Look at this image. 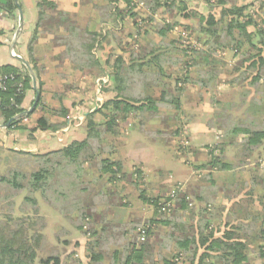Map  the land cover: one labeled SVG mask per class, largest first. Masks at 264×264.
Wrapping results in <instances>:
<instances>
[{
	"label": "trees",
	"instance_id": "obj_1",
	"mask_svg": "<svg viewBox=\"0 0 264 264\" xmlns=\"http://www.w3.org/2000/svg\"><path fill=\"white\" fill-rule=\"evenodd\" d=\"M96 1L98 2L94 3L99 16L98 21L90 20L88 26L82 28L71 20L70 26L66 28L69 36L65 43L61 44H63L65 57L76 69L96 68L102 75H106L107 73L103 68L106 65L109 71L107 74L109 75V82L103 83L102 81V92H112L115 97L106 100L99 109L86 116L83 123L86 138L83 140H75L57 150L46 153L6 149L9 157L0 158V163L5 160V163L12 165L8 166L4 174H0V264H35L38 252L47 242L43 232L46 221L41 215L40 200L58 211L71 227L85 235L84 229H86L87 220L96 219L95 213L100 209V206L106 201H110L111 198L116 199L115 193L106 187V183L122 181L128 176L127 172L124 171V164L119 159L114 158L120 149L116 140L120 134L119 123L121 121L126 122L131 117V121L135 122L139 118L138 116L143 113L156 112L158 114L162 108L167 110L158 105V101L152 97L154 95L149 93L148 89H152V86L155 85L163 87L165 80L171 79L167 74L170 71L169 68L183 62L178 53H171L168 49L174 48L176 51L183 52L188 50V47L176 41H172L170 44L160 41L156 42L157 44L152 43L154 49L146 52L143 57L133 54L126 61L122 56L117 55L114 58L106 59L102 64L101 59L97 57L94 51L98 46L102 47L103 43L112 40V36L120 28V23L122 25L125 23L124 18L127 14L116 8L113 0ZM141 1L145 3L143 5L148 10L151 22L154 21V16L158 10L169 9L180 10V12L186 10L185 2L180 0ZM257 1L261 2L259 10L263 12L264 0ZM126 2L131 6L130 11H128L129 15L134 17L132 7L135 5L131 3V0H126ZM206 4H210V0H206ZM19 7L18 0H0V11H5L10 17H16ZM219 8V18H216L214 14H209L206 18L197 13L194 14L200 22V29H195L198 34V41L204 45L205 50L208 49L213 52L217 48H228L235 51L236 55L240 53L245 56V52L242 50L246 48L256 49L257 54L251 57L252 63L248 70L256 71L255 76L251 78V84L257 87L263 77L262 73H264V29L259 27L252 15L246 13L247 6L228 7L226 2L220 1ZM37 9L39 22L45 18L48 11L57 12L56 1L38 0ZM58 13L60 14V12ZM61 14L66 21L72 19L68 13ZM189 16L186 14L184 18ZM107 24L112 26V29H109L107 33L102 34L95 28L96 25L103 27ZM141 25L143 24L141 23ZM250 28H253V31H250ZM168 30L171 28L169 27ZM136 33L137 36L141 35L139 26ZM201 36H205L209 40L203 38L207 40L205 43L201 40ZM36 38L37 33H34L28 44L30 53L33 52L32 46L35 45ZM229 44L230 47H228ZM28 63L29 65L33 64L30 59H28ZM32 69H34V65ZM0 74L7 76L6 88L0 89V119L7 130L19 126L24 119L32 116L36 108H41L44 115L37 120L35 130L56 132L63 125H66V121L64 124L53 123L46 117L45 113H51L53 108L43 103L44 83L38 82V87L35 90L27 67L23 66L22 69H19L12 65L1 66ZM157 77L161 82L157 80ZM205 79H207L206 83L200 81L197 84H201L203 88H207L206 90L210 88L211 83L218 86L217 72H209L208 78L202 75V80ZM232 83L234 87L238 86L236 83ZM263 89L264 87L258 88L256 96L248 100L247 96H249L250 91L246 87L241 88V105L244 103L245 108L242 117L237 119L227 112L235 108L234 103H229L226 107L223 103L218 102L216 127L223 129L226 138H231L232 141L240 138L243 148L248 152L258 151L260 148L264 152ZM29 90L35 91L36 107L34 106L35 108L31 112H26L22 105ZM37 96L39 97L38 100ZM162 96L164 97V95ZM63 113L64 118H67L68 115ZM17 116L20 117L17 118ZM138 122L140 123V119ZM156 132L160 133L161 131ZM0 148L3 150L1 146ZM219 148H221V152ZM216 151L222 153L224 148L218 146ZM216 151L213 149L210 152L212 159L210 165L216 169L232 170L233 167L223 163L220 160L221 157L214 155ZM89 162L92 163L90 167ZM94 166H96V171ZM105 175L107 176L104 180L105 184L102 183V189L96 191L93 183L102 182ZM132 175L139 179L135 183H139L145 177L140 167L136 168ZM259 186L257 180L252 181L249 194L253 195ZM22 195L24 197L19 211L23 217L15 218L16 198ZM202 198L208 201L210 197L206 194ZM104 199L105 202L100 205ZM143 199L148 205L155 207L154 218L148 221V230L144 228L146 234L150 233V229L154 230L153 227H157L156 230L169 229L170 231L166 234L156 231L162 236L158 238L155 246H160L162 249L166 247L167 243L173 244L167 245V247L174 246L178 250L177 263L184 260L182 264H252L249 258L250 243L241 238L240 233H237L241 231L244 238L250 237L252 239L254 236L250 230L251 227L243 229L242 224V226L229 232H226V229L222 231L221 228H213V220L219 219L221 216L206 214L204 213L205 210L199 213L197 223L190 227L183 214L188 210L186 196H181L180 193L170 197L162 194L154 200L146 197ZM211 200L209 199V201ZM197 201L203 202L202 200ZM113 204L115 203L113 202ZM5 208L8 210L7 213L4 212L3 216L1 211ZM120 209L124 215L128 213L127 206L121 205ZM98 212H100V216H97L98 219L94 222L95 228H92L93 232H91L93 239L90 241V248L88 249L89 264H147V256L154 252L152 250L155 247L145 243L140 244L137 242L138 240L134 242L128 238L127 228L118 227V222H121L117 216H120L119 212L114 211L117 214L114 215L112 222L107 220L106 213L104 214L101 210ZM127 215L125 221L129 218ZM260 217L262 216L255 212L250 217L249 221L254 222L253 227ZM215 224L219 223L215 221ZM134 229L137 231L138 227L132 228V230ZM86 233L90 234V232ZM219 233L221 235L217 236ZM64 234H68V231L64 228L60 229L57 231L56 238L58 239ZM236 234L240 236H236ZM137 238L140 239L139 236ZM201 248L205 251L198 257ZM261 252H264L263 248H261ZM160 257L161 255L157 258L158 264H176V261L170 260L168 257ZM65 261L62 262L61 256L56 253L41 259L40 264L76 262V256L72 253L66 256Z\"/></svg>",
	"mask_w": 264,
	"mask_h": 264
},
{
	"label": "rangeland",
	"instance_id": "obj_2",
	"mask_svg": "<svg viewBox=\"0 0 264 264\" xmlns=\"http://www.w3.org/2000/svg\"><path fill=\"white\" fill-rule=\"evenodd\" d=\"M91 1V3L98 2L96 0ZM180 1L185 2L186 10H183L181 12L180 10L174 11L169 9L158 10L154 16V21L151 22L149 20L148 10L146 9V6L143 5L145 3L141 0H131V3L135 5L134 7H132V12L135 14L134 17L129 15L128 13L131 6L127 4L126 0H113V3L116 4V8L127 15H125L126 18H124L125 23L123 25L120 23V28L119 30H116V33H114V36H112V40L103 43L102 47L98 46V48L94 51V53L97 54V57H99L100 59L102 58L103 62L106 61V59L108 60V58L110 57L114 58L117 55L122 56L126 61H128V59L133 54L143 57L146 52L154 49L153 44H157L156 42L160 41H163L166 44H170L172 41L180 42L183 45H186L188 47V50L180 52L174 50V48L168 49L171 53H178L183 62L181 64L178 63L175 67L169 68L170 71H168L167 74L171 77V79L165 80V84L163 85V87L151 85L152 89H148L149 93H152L154 95L152 97L158 101V105H160L161 107L163 106L165 109H167L164 110L162 108L160 111V113L163 114L162 120L159 119L160 114L157 115V113L155 112L140 114L138 116L139 118H137L135 122L131 121V117L130 120L126 122L121 121V123H119L118 130L120 134L119 138H117L116 140L119 143L118 146H120V149H118V152H116L114 158L119 159L121 163L124 164V168H128V165H130L131 163H135L134 160H139V164L136 163V166L130 168L131 173H129L128 171V176L126 177V179H123L122 181H116L115 183H106V187L112 193H115L114 195H116V202L112 198L110 199V201L106 202L104 199L102 202H100V205L104 202V204L111 205L103 204L98 210H101L104 214L106 213L105 216L110 222L113 221L114 215L117 214L116 212H119L118 214H120V216H117L119 217L121 222H118V227L127 228L128 238H130L134 242L138 240L137 242L140 244L145 243L148 246L153 245L155 247V249L152 250L154 252L147 256V264H158L159 262L157 261V258L160 255L161 257L165 258L166 256L168 257V259L176 261V259L178 258L176 257L178 254V250H176L174 246H172L171 249L167 248L168 250L166 252L168 253L165 254L162 252V250H158L157 245L155 246L158 238L161 236L157 234L156 231H160L162 233L163 229L156 230L157 227H153L154 230L150 229V233L146 234L145 229L148 230V221L154 218L155 207H151L150 205H148L143 198L146 197L154 200V198L162 196V193H164L165 196L168 195V197L177 196L179 193L181 194V196H186L188 210H186V212H184L183 214L186 217L185 219L190 227H193L197 223V220L200 216L199 213L201 211L205 210L204 213L206 214L208 213L215 216H222L218 215L222 212V209L223 211H227L228 209L225 207L226 204L223 205V207L221 204H218L219 202L216 203L217 198H213V200L211 201H209L210 198L208 199V201L207 199L203 198V202H198L193 198L191 192L189 193L187 191V189H189V186H187V183H185L184 181H179V183L176 182L175 189L168 194L165 193L169 190H172V188L174 187L173 183H169L170 185L161 184L160 186H156V181L160 178L168 180L169 178H174L173 174H177V176H180L183 167H185L188 175L190 172L193 174V181L190 184L192 190L195 188V184L197 182L204 183L208 179L213 182L214 179V181L216 180L219 184L218 188L219 190H221L219 192L220 195H222V191H225V193H223L224 196L230 199L226 200V203H228V205H231L234 202L238 201V203H236L238 204V206L231 207L228 214H226L225 216L223 215L219 219L216 218L213 220V228H221L223 229L222 231L226 229V232H229L234 230V228L236 227L242 226V224L244 226L243 229L251 227L250 230L254 237L252 239H250L249 237L248 239L250 241L246 237H243V232L241 233V231H239L237 233H240V235L242 236L241 238L250 243V262L252 264H264V252H261V248L264 249V181L262 178L257 177V174H260L261 166L264 165V163L259 162L261 156L264 158V152L258 151V153L257 151H252L254 155L249 157H245L244 153L241 152V160L243 161H238L235 164L236 168L234 167V169L232 170L216 169L209 164H202L201 162L203 158H205V162L209 163L212 160L209 150L214 149V151H216L218 146H214L215 148H206L203 151L196 153L192 149V143L189 136L190 134L188 132V124L190 122L188 121V119L190 120V115L193 114L191 111L193 109V106L199 104V101L201 99H203V101L207 100L209 102L216 103L217 108L219 107L218 102H221V104L223 103V105L225 106L229 103H234L235 108L233 110L231 109L230 111L228 110L227 112L229 115H232L233 118L237 119L238 117H242L245 108L244 103L241 105V88L246 87V89L250 91L249 96H247V99L249 100V98H253L254 96H256V91L258 88L261 89L264 87V73H262L263 77L256 87L251 84V78L255 76L256 71L252 69L248 70L249 65L252 63L251 57L257 54V50H250L246 48L242 50L243 52H245V56L241 55L240 53L236 55L235 51H231L228 48H217L215 52L208 49L205 50L204 45H201V43L198 41V34L195 32V29H200V22L194 14L197 13L204 18L208 17L209 14H214L216 18H219L220 1H224L226 2L228 7H233L235 5L240 7L247 6L248 10L246 11V13L252 15L258 23L259 27L264 29V11L261 12L259 10V7H261V2L257 0H210V4H206V0ZM35 3L37 4L38 0H35ZM186 14H189L190 16L188 18H184ZM62 16L63 15L61 14V11L60 14L58 13V11H48L45 18H43L42 21L38 22L33 32L32 36H34V33H37V38L35 45L32 46L33 52H29V59L33 62L32 66L34 65V69L32 70L36 78V87H38V82H41L38 80L41 75V71H46V67H48L46 61L47 58H44V56L47 57V54L44 53V56L42 57L39 56V54L43 55L41 51L50 52L52 50H61V48H63V44L61 43H65L69 36V32L66 28L70 26L69 23H71V20L73 21V19L66 21V19ZM85 19H88V17ZM98 19V14L96 15V18H89V20L94 21H98ZM141 23L143 25H141ZM19 25L20 22L18 24V29ZM137 25L141 28L140 36H137L136 33V29H138ZM111 27L112 26H109L108 24L103 27L102 25H96V30L104 34L107 33L109 29H112ZM169 27L171 28V30H168ZM249 30L253 31V28H250ZM221 36H224V34H221ZM201 37V40L205 41V43L207 40H209V38H206L205 36ZM203 38L207 40H204ZM23 40L24 38L20 42L24 43L26 39L24 41ZM22 45V43L18 44V51ZM228 47H230V44ZM209 72H217L218 86H215L213 85V83H211L210 88L206 90L207 88L205 89L201 86V84L198 85L197 83H199L200 81L206 83L207 79L202 80V75H205L208 78ZM157 80L161 82L158 77ZM232 82L236 83L238 86L234 87ZM99 85L101 84L99 83ZM97 89L98 88L96 86L98 99L103 101L104 94H99L100 91L99 89ZM226 91L228 93H223ZM162 95H164V97ZM90 98L91 93L88 92L85 100L89 106H91L89 101ZM110 99H112V97ZM175 99L177 100L178 104L173 102V100ZM93 101H96V99L94 98ZM99 108L100 107L96 106L95 108L93 107L89 109V111L91 110L92 112H94L95 109L97 110ZM177 114L179 117L176 116ZM77 119L79 120V122H83L84 116L80 114L78 115ZM139 119L140 123L138 122ZM79 122L77 121L72 125L73 129H70V127L65 128L64 132L69 133L71 130L70 135L76 134L77 128L80 126ZM215 123L216 120L214 121V124ZM2 125L3 124H0V129L3 131L4 128ZM134 130H137V133L133 135ZM156 131L161 132L157 133ZM130 134L133 135V137L129 140ZM138 135H140L141 137H145L143 142L148 143L154 149L157 148L156 152H151V149L146 150L141 148L142 143L138 142ZM66 138V136L59 138L60 141L59 139L56 141L58 142V146L64 143V141L66 142ZM40 139L46 142L40 144L39 148L36 147L37 151H46L47 148L45 147H50V143H48V141H52L45 135H43V137H41ZM213 139L214 137L211 136V141ZM117 141H115L116 144ZM228 142L231 141L229 140ZM12 144L13 143L5 136H0V146L3 148V150H1L0 148V158L5 159L9 157L6 149L8 147H11ZM122 144H124L123 147ZM219 151H221V148H219ZM219 151H216V153L214 152V155L216 157L219 156L220 158L222 154ZM226 151L231 157L240 155L238 149L237 152L234 149H227ZM257 154H260L259 157ZM225 155L227 156V153H225ZM152 156H154V159L150 162L149 160L152 158ZM242 162L245 163L242 164V166H239ZM140 163L141 165L147 164L151 177L149 179V177L144 175V180H140L139 183H135L139 179L132 174L134 173L136 168L140 167L143 170ZM11 165L12 164L9 165L5 163V160H3L0 163V174H4V172L7 171L8 166ZM91 165L92 163L89 162V167ZM93 168L96 171V166H94ZM124 171L127 172L125 169ZM91 174L93 175L94 172ZM215 175H218L217 178L215 177ZM255 176L259 180L260 186L256 188L253 195H250L249 193L251 192L250 190L252 188L251 181ZM188 177H190V175ZM103 178L104 179L102 182L93 183V187H95L96 191H99L100 188L102 189V183H104V180L107 178V176L105 175V177ZM195 178L197 180H194ZM250 179L252 180L250 181ZM208 187L209 186H207V188ZM214 190V187H210V194H208L206 191L205 193L208 195H212L211 191ZM159 191L161 193H159ZM134 193L138 195L139 200L142 201L140 202V204L138 203L143 207L140 211L137 208L141 207H136L131 199V196ZM206 194L204 196H206ZM216 195L217 194H214V196ZM22 196L16 198V205L14 208L15 218L23 217V214H20V212L18 213L17 211V207ZM41 202L43 206L41 215L44 216V220L46 221V230H44L47 234H45L47 235L49 240H51V242H58V249L57 247H55V249L51 247V245L48 244V239L46 237L47 242H45L42 249L38 252V257L35 261V264H39L41 259L49 257L50 254L55 255L56 253L62 256L63 261L65 259V254H63V252L66 251V248L68 249L67 252H69L70 254L74 253L78 260V255L81 256L84 262L79 248L81 249L86 246V253H88V249L90 248V241L93 239L91 236V232H93L92 228H95L94 222L96 219H98L97 216H100V212H98L97 210V212L95 213V215H97L95 216L96 219H90L89 221L87 220L85 224L86 229H84L86 238H81L82 245H80L79 247V243H77V236L80 235L77 230L71 227L69 223L59 214L58 211L43 203V201ZM113 202L115 204H113ZM121 205L124 207L127 206V209L129 205H134L132 207L134 209L133 211L129 210L128 213H125L126 215L128 214L127 216L129 217L127 221H125L126 215H124L122 209H120ZM255 208H258V210L256 211ZM7 210L8 209L5 208V210L1 211V215L5 214L4 212L7 213ZM254 212L262 216L256 222L255 227L252 226L254 222L252 223L251 221H249ZM16 213L18 214V217H16ZM237 219L242 222L238 221ZM215 221H217L219 224H215ZM123 222H125V224H123ZM63 227L68 228V230L66 229L68 231V234H64L57 239L56 235H54L53 228ZM135 227H138L137 231L136 229L132 230V228ZM86 232H90V234ZM80 233L82 234V232ZM219 235H221V233L217 234V236ZM240 235L236 234V236ZM138 236L140 237V239L137 238ZM85 239L87 240V243H85ZM243 239L241 240L244 241ZM62 242H65L67 246L62 247V245H65ZM73 243L75 244L73 245ZM204 251L205 250L201 248L198 252V257ZM183 258H186V256H183ZM183 262L184 260L178 263L176 261V264H182ZM74 263L78 264L77 262ZM64 264H72V262ZM80 264L89 263L88 260H86V262H81Z\"/></svg>",
	"mask_w": 264,
	"mask_h": 264
},
{
	"label": "crops",
	"instance_id": "obj_3",
	"mask_svg": "<svg viewBox=\"0 0 264 264\" xmlns=\"http://www.w3.org/2000/svg\"><path fill=\"white\" fill-rule=\"evenodd\" d=\"M55 1H56V6H57V11L58 12L61 11V13H68L72 15L73 22L77 23L82 28H86L88 26V23L90 22L89 18H94V17L96 18L97 11L95 8V3L94 2L91 3L92 2L91 0H55ZM18 2L20 4V7L23 12V16H24V25L19 35H18V24L20 22L19 11L16 14L17 15L16 17H10L9 14L6 13L5 11H0V32H2V34H0V39H1L0 67L5 66V65H12L19 69H22L23 66L26 67L23 61L29 64L28 63V59H29L28 44L36 28V25L38 24L39 12H38V9L36 8L37 4L35 3V0H18ZM87 17L88 19H85ZM23 38L24 40L26 39L25 41L23 40L24 43L20 42L22 41ZM19 43H22L23 45L18 51L17 47ZM41 52L43 54V55L39 54V56L41 57L44 56V53L47 54V57L44 56V58H47L46 61H47L48 67H46V71L44 72L41 71V75L38 78V80L44 83L43 103L53 108V111L51 113L48 112V113H45V115L53 123H63L64 124L66 121V125L65 126L63 125L56 132L35 130L37 127V120L39 119L40 116L44 115V113L41 112V108L39 109L36 108L32 116L24 119V121L16 128L7 130L6 127L2 125L4 129L3 131L0 129V136L2 137L5 136L8 140H10L13 143L11 147L7 146L8 150L12 149V150H21L25 152L46 153L52 150H57L63 147L64 145L70 144L71 142L75 140H83L86 138V131H85L83 123L85 122L86 116L89 113H92V111L91 110L89 111V109L93 107L95 108L96 106L100 107L106 100H109L111 97L112 98L115 97V94L112 92H108V93L102 92V85H103L102 81L103 83H107L109 80V75H107L109 71L106 65H104L103 68L107 74L102 75L101 72H99V70H97L96 68L95 69L94 68L84 69V70L76 69V67L65 57L64 55L65 51L63 50V48H61V50L58 49V50H52L50 52H46V51H41ZM13 53L15 54V56L13 55ZM19 58H21L23 61ZM101 62L102 64H104L102 58H101ZM29 66L32 67V65H29ZM99 83L101 85H99ZM96 86L100 91L99 94L101 95L104 94L103 101L98 99V93H96L97 92ZM88 92L91 93V98L89 100L91 106H89L85 100ZM223 93H228V92L226 91ZM34 97H35V91L34 90L28 91L26 98L23 102V107H22L26 110V112L27 111L31 112V110H33L36 107ZM93 97L96 99V101H93L94 99ZM173 102L177 103V100L175 99L173 100ZM61 111H62V114H61ZM63 112L66 113V116L68 115L67 118H64ZM191 112L193 114L190 115V120L188 119V121H190L188 124V132L190 134L189 136H190V140L192 143L191 145L192 149L196 153L203 151L206 148H212L214 146H222L224 148V151L221 153L222 155H221L220 160L225 164H229L231 167H233V169L234 167L236 168L235 164L242 159L241 152L244 153L245 157L254 155V153L248 152L243 148V145L241 143L242 141L240 138L235 139L234 141H232L231 138L227 140L225 136V131L221 129L220 127H216V125L214 124V121L216 120V115H217L216 103H212L207 100L203 101V99H201L199 101V104H197L196 106H193V109ZM80 114L84 116L83 122H79V120L77 119L78 115ZM159 114H160L159 119L162 120L163 114L158 113L157 115ZM176 116L179 117L178 114ZM77 121L79 122L80 126L77 128L76 134L70 135L71 130L69 133L64 132L65 128L70 127V129H73L72 125ZM0 124H2L1 119H0ZM136 133H137V130H134L133 135ZM43 135H45L47 138H50L52 142L48 141V143H50V147L49 148L45 147L47 148L46 151L45 150L37 151V148L40 147V144L46 142L40 139L41 137H43ZM133 135L131 134L129 135V140L133 137ZM65 136L67 137L66 142L64 141V143L58 146V142L56 141L59 138L65 137ZM211 136L214 137L212 141H211ZM138 137H139L138 142L142 143L141 148L146 149V150L151 149V152L153 151L156 152L157 148L154 149L148 143L143 142L145 137H141L140 135H138ZM229 140L231 142H228ZM127 147H128V144H127ZM227 149H234L236 152L238 149L240 155L231 157L229 153L226 151ZM209 151L211 152V149ZM258 151L263 152L261 148ZM225 153H227V156L225 155ZM257 155L259 157L260 154H257ZM153 159H154V156H152V158L149 161L151 162ZM134 161L135 163H131L130 165H128V168H125L127 173L128 171L129 173H131L130 168L136 166V163L139 162V160H134ZM263 161H264V158L261 156L259 162L264 163ZM210 162L206 163L205 158H203L201 163L210 165ZM244 163L245 162H242L241 165L239 166H242V164ZM141 166L143 168L145 176L149 177L150 179L151 176L149 174L150 172L148 170L147 164L146 165L142 164ZM173 175H174V178L172 179L169 178L167 180V179L160 178L156 181V186H160L161 184H169V183L172 184L173 183L174 187L172 188V190L171 191L169 190L165 194H168L175 189L176 182L179 183V181H184L185 183H187V186H189V189H187V191L189 193L191 192V195H193V198L195 200L203 201L202 197L204 196V194H206L205 191L208 194H210L209 188L214 187L215 190L211 191L212 195H209L210 199L213 200V198H217L216 203L219 202L218 204H221L222 206L226 204L225 207L228 208L227 211H223L222 209V212L218 215L225 216L226 214L230 212L231 207L238 206V204H236L238 203V201L234 202L231 205H228V203H226V200H230V199L224 196L223 193H225V191H222V195H220L219 192L221 190H219L218 188L219 184L216 180L214 181V179H213V182L210 179H208L204 183L197 182L195 184V188L192 190V187L190 184L193 181V174L190 172L189 173L190 177H188L189 175L187 174L185 167H183L180 176H177V174H173ZM217 176L218 175H215L216 178ZM257 177L262 178L264 181V165L261 166L260 174H257ZM194 180H197V179L195 178ZM251 180L252 179H250V181ZM254 180H257L259 182L256 176L253 178L252 181ZM198 181H201V180H198ZM207 186L209 187L207 188ZM154 192H157V191H154ZM159 193L161 192L159 191ZM213 193L217 195L214 196ZM23 197L24 196L21 197L20 203L17 207L18 213L20 212L19 209H20V205L22 204ZM131 199L136 205V207L137 206L141 207V208H137L140 211L143 207L139 205L140 202H142L141 200H139V196L134 193L132 194ZM133 206L129 205L127 211L129 210L133 211L134 210L132 208ZM42 209H43V206H42V202L40 201V211L41 212H42ZM255 210L257 211L258 208H255ZM16 217H18L17 213H16ZM63 228H53L54 235H56V231L63 229ZM64 229L68 230V228H64ZM162 229H163L162 230L163 234L164 233L166 234L168 233V231H170L169 229H165V228H162ZM45 230H44V234L46 233ZM77 232L80 235V236H77L78 238L77 243H79L78 246L80 247V245H82L81 238H86V237L85 235L81 234L79 231ZM47 239H48V244L51 245V247L55 249V247H57L58 242L56 241L51 242V240H49L48 237ZM62 243L65 244V245H62V247L67 246L65 242H62ZM85 243H87L86 239H85ZM74 244L75 243H73V245ZM167 245H173V244L167 243ZM167 245L166 247H163L162 249L160 248V246L157 248L158 250L161 249L162 252L165 254V253H168L166 252L168 250L167 248L171 249L172 247V246L167 247ZM86 250H87L86 246H84L81 249L79 248L80 254L83 256L84 262L88 260V263H90L89 258H87L88 253H86ZM67 251L68 249L66 248V251L63 252V254H65V258L66 256L70 255V253ZM78 258L79 260L76 258V262L78 264H80L81 262L84 263L81 256L78 255ZM61 260H62V256H61ZM62 262H65V259ZM72 264H75L74 261L72 262Z\"/></svg>",
	"mask_w": 264,
	"mask_h": 264
},
{
	"label": "water",
	"instance_id": "obj_4",
	"mask_svg": "<svg viewBox=\"0 0 264 264\" xmlns=\"http://www.w3.org/2000/svg\"><path fill=\"white\" fill-rule=\"evenodd\" d=\"M19 14H20V25H19V29H18V35L20 34L22 28H23V25H24V21H23V12H22V9L21 7H19ZM21 59V58H19ZM22 60V59H21ZM23 61V60H22ZM23 63L26 65L27 69L29 70L30 72V75L33 79V85H34V89L36 90L37 87H36V78H35V75H34V72L31 68V66H29V64H27V62L23 61ZM39 99V97L37 96V100ZM20 117V116H17V118Z\"/></svg>",
	"mask_w": 264,
	"mask_h": 264
},
{
	"label": "built area",
	"instance_id": "obj_5",
	"mask_svg": "<svg viewBox=\"0 0 264 264\" xmlns=\"http://www.w3.org/2000/svg\"><path fill=\"white\" fill-rule=\"evenodd\" d=\"M13 55L15 56L14 53H13ZM6 79H7V76L0 74V89H2V90H4L6 88Z\"/></svg>",
	"mask_w": 264,
	"mask_h": 264
}]
</instances>
